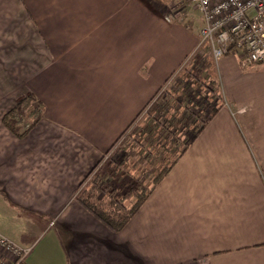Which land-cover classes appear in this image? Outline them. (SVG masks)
Returning a JSON list of instances; mask_svg holds the SVG:
<instances>
[{
    "label": "crops",
    "instance_id": "crops-1",
    "mask_svg": "<svg viewBox=\"0 0 264 264\" xmlns=\"http://www.w3.org/2000/svg\"><path fill=\"white\" fill-rule=\"evenodd\" d=\"M171 1L0 0V234L32 247L27 264H264V65L259 76L219 59L223 98L206 69L224 101L203 116L184 105L191 136L119 232L76 201L123 130L158 96L176 98L173 79L200 57L202 24ZM22 100L23 122L37 106L39 117L16 136L2 118Z\"/></svg>",
    "mask_w": 264,
    "mask_h": 264
},
{
    "label": "rangeland",
    "instance_id": "rangeland-1",
    "mask_svg": "<svg viewBox=\"0 0 264 264\" xmlns=\"http://www.w3.org/2000/svg\"><path fill=\"white\" fill-rule=\"evenodd\" d=\"M171 2L172 6H174V4L176 6L177 3V5H182L183 7H185L184 11L186 12L187 10H189V13L194 16L195 23L198 21L203 25L200 12L193 6H191L187 2V0H172ZM198 52L200 54V57H190L188 59L189 62L187 61L186 65L184 66V69L186 68L187 74L185 73L184 77L182 78H179L178 76L173 79L172 89L175 93L179 92L176 98L173 97L172 100H166L162 99L163 96H158L156 99H154L150 103L148 108L145 107L140 112L142 115L139 116L138 122H135V124L127 131V134L121 137L120 140L117 142L116 146L110 151L109 154L106 155V158L102 165V176L110 170L108 166L110 165V163L118 168L115 171L116 178L109 177L107 179H104V185L117 184L119 189L124 190L125 187H127L126 184L129 183L128 180H132L130 181L131 183H145L146 180L142 172L146 170L145 167L147 168L148 164L152 167L149 173L151 174V176L156 177V175L162 172V168L168 165L170 159L173 158L175 155H178V152H181V150L183 149V147L181 146V137L183 136V134H185L186 136L184 139L185 142H187V140L189 139L187 137V134L191 136L190 127L194 126V119H196L197 117L196 115L194 116L193 112L187 113L186 109L184 108V105H188V107L192 111H199L201 114L207 112V115H209L212 108L221 104V101H224V99L222 100V84L220 81V74L217 62H215L212 58L208 57L207 53H205L206 51L204 48H199ZM238 54H240V52L235 54L233 51H231L228 56H231L236 59L240 71H242V73L244 74L257 73L260 76V65H264V63H258L251 66L249 65L245 68H242L240 64V59L237 58L239 57ZM198 63H204L205 68L202 69ZM207 68L211 69L212 73H210L213 76L215 73V78L218 83L222 98L220 97L217 85H215L216 83L212 84V78H209V75L205 73L207 71ZM182 71L185 72V70ZM186 75L187 77H185ZM181 80H183V82ZM185 83H189V89H191L192 94L197 95V103H192L191 101L183 100L182 94V101L179 99L180 103H178L177 100L178 98H180L179 94L182 93L185 89ZM213 85L215 88L213 87ZM213 88L214 94L217 95V99H215L213 93L209 91ZM13 101L15 102V100ZM172 104L177 105V107H179L177 108L179 112H176V114H174V117L173 115L171 116V120L173 121L166 122L165 117L168 120L170 113H172L173 111ZM152 107L155 111L154 114L150 112V109ZM234 116L236 117L237 115ZM203 118L205 119V117ZM32 119L33 116H29L25 120L27 122H32ZM195 122L196 124H198V120H195ZM144 137H146L145 141L143 140ZM244 138L246 139V137ZM140 140L141 143L138 142ZM178 141L180 143H178ZM142 143L144 144L142 145ZM144 146L146 148H142ZM115 149L116 152L113 153ZM151 156H153V159H155V161L158 160V164H155V162H151ZM157 156H161L162 159ZM164 159L165 161H163ZM120 162L121 164L119 166ZM159 165H161L162 168H159ZM118 178L121 180V182L118 181Z\"/></svg>",
    "mask_w": 264,
    "mask_h": 264
},
{
    "label": "built area",
    "instance_id": "built-area-1",
    "mask_svg": "<svg viewBox=\"0 0 264 264\" xmlns=\"http://www.w3.org/2000/svg\"><path fill=\"white\" fill-rule=\"evenodd\" d=\"M187 2L201 14L199 45L215 62L233 51L240 52L242 68L264 63V0ZM31 251L32 247H21L0 234V264H27Z\"/></svg>",
    "mask_w": 264,
    "mask_h": 264
},
{
    "label": "trees",
    "instance_id": "trees-1",
    "mask_svg": "<svg viewBox=\"0 0 264 264\" xmlns=\"http://www.w3.org/2000/svg\"><path fill=\"white\" fill-rule=\"evenodd\" d=\"M185 70V69H183ZM184 71H181L179 74L180 77H184ZM187 74V73H186ZM178 76V75H177ZM179 77V78H180ZM187 77V75L185 76ZM186 80V79H184ZM183 82V80H181ZM180 81V82H181ZM213 82V81H212ZM213 82L212 84H214ZM184 92L185 100L187 101H195V96L192 94L189 83L184 84ZM181 94L180 98L181 100ZM213 96L217 98L216 94L213 92ZM190 99V100H189ZM24 100L20 101L13 109H11L8 113L4 115L2 118V123L4 126L10 130L16 136H23L25 133L29 131V129L35 124L38 120L37 113L39 112L38 106L32 110L33 119L31 121H24L20 115L16 114V111L19 107L24 103ZM182 101V100H181ZM150 102L145 106L146 108L149 106ZM144 107V108H145ZM217 108L211 109V114H214ZM141 113L132 121L130 125H128L120 137L115 141V143L110 147V149L106 152V155L110 153V151L116 146L117 142L120 140L121 137L127 134V131L135 124L136 120L139 118ZM174 117V116H173ZM165 121L167 118L165 117ZM21 125L22 130L19 132L16 127ZM202 128L199 129V131ZM197 131L194 136L198 134ZM116 152V149L113 153ZM101 160L98 162L96 166L91 169V171L87 174V176L82 180L80 183V189L76 195V201L83 206L86 210H88L102 225L113 232H119L127 223L128 221L134 216V214L138 211L142 203L145 201L147 196L151 193L154 186L158 183L161 177L167 172L170 166H166L162 168V172L156 175V177L151 176L149 173L150 170H145L142 172L144 177L147 179V182L142 184L127 183V187L124 190L119 189L117 184H107L104 185V179L109 177L116 178L115 171L118 167L113 166L110 163L109 168L110 170L103 174V168L100 166ZM121 162L119 163L120 166ZM171 165V164H170ZM105 173V171H104ZM118 181L121 180L118 178ZM127 181V180H126Z\"/></svg>",
    "mask_w": 264,
    "mask_h": 264
}]
</instances>
